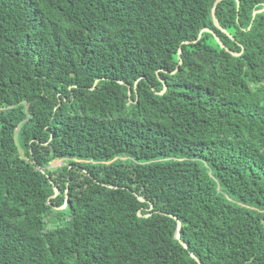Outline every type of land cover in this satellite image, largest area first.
<instances>
[{
	"label": "trees",
	"instance_id": "obj_1",
	"mask_svg": "<svg viewBox=\"0 0 264 264\" xmlns=\"http://www.w3.org/2000/svg\"><path fill=\"white\" fill-rule=\"evenodd\" d=\"M214 1L0 0V264H264V0Z\"/></svg>",
	"mask_w": 264,
	"mask_h": 264
},
{
	"label": "water",
	"instance_id": "obj_2",
	"mask_svg": "<svg viewBox=\"0 0 264 264\" xmlns=\"http://www.w3.org/2000/svg\"><path fill=\"white\" fill-rule=\"evenodd\" d=\"M220 0H215L214 2H213V5H212V7H211V10H210V14H211V18H212V21H213V23H214V25L216 26V27H218L219 28V23H218V21L216 20V18H215V7H216V5H217V3L219 2ZM206 31L207 29H201L200 31H199V33H198V38L201 36V33H202V31ZM226 50L227 51H229L230 52V50L228 49V48H226ZM180 52V51H179ZM231 54H233V55H239L240 53H234V52H230ZM174 72V71H173ZM41 170H42V168H41ZM58 193V190H57V188L56 187H54V194H53V196H55L56 194ZM66 200H67V198H66V195H65V202H64V204L62 205V206H60V207H58V208H63L64 206H65V203H66ZM138 214H139V211H138ZM178 228H179V225L177 226V230H176V232H175V238H179V232H178ZM182 243V242H181ZM193 256V255H192Z\"/></svg>",
	"mask_w": 264,
	"mask_h": 264
},
{
	"label": "rangeland",
	"instance_id": "obj_3",
	"mask_svg": "<svg viewBox=\"0 0 264 264\" xmlns=\"http://www.w3.org/2000/svg\"><path fill=\"white\" fill-rule=\"evenodd\" d=\"M61 164H63L62 160L55 159V160L50 162L49 168H55V167L60 166Z\"/></svg>",
	"mask_w": 264,
	"mask_h": 264
}]
</instances>
